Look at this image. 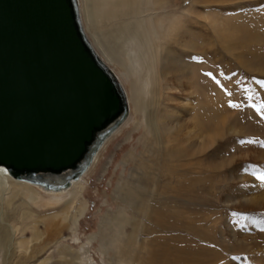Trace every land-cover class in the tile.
<instances>
[{
    "label": "rangeland",
    "instance_id": "1",
    "mask_svg": "<svg viewBox=\"0 0 264 264\" xmlns=\"http://www.w3.org/2000/svg\"><path fill=\"white\" fill-rule=\"evenodd\" d=\"M143 6L153 10L147 15H153L155 20L162 16L166 18L164 23L156 26V41L152 44L158 47V57L136 39L124 40L117 46H121L124 52L121 51L120 56L130 69L135 95L138 100L145 101L146 110L136 112L131 109L125 125H120L116 131L110 129L101 134L98 145L92 149L95 154L100 150L98 163L92 168V159H84L81 163L83 173L89 166L91 168L83 179V199L77 203V206L87 207V211L77 230L64 229L59 237L49 234L50 242L46 250L35 252L44 243L47 233L40 224L43 234L36 239L33 223L40 215L60 211L62 204L53 203L50 207L47 204L51 201L46 193L38 189L39 199L36 202L27 200V196L7 195V199L11 197L13 200L6 222L17 228L14 239L21 242L15 247L5 245L1 240L4 225L0 223V264H191L189 261L194 258H199L203 262L201 264H210L213 258L218 264H264V180L260 179L264 176V85L260 83L264 81V0H144ZM209 17L227 21L218 31L209 25ZM227 22L233 26L229 35L224 33ZM252 34L258 35V41L255 38L248 41ZM88 38L92 42L89 35ZM187 42L190 45L184 46ZM167 49L173 50L175 57L185 59L189 64L186 68L194 71L192 79L195 86L187 84L190 72L184 75L182 70L168 72L165 69L162 55ZM101 59L120 83L116 71L123 75L118 70L119 66ZM155 59L156 62H153ZM146 60L152 63L149 69L145 65ZM174 65L179 66L177 63ZM123 79L128 93L130 83ZM167 85L171 89L166 99ZM190 92H193L192 95ZM151 113L168 120L161 147L171 149L181 145L191 157L194 156L189 158L193 163L191 174L204 176L209 171V180L203 181V186L193 188L203 189L198 197L190 194L177 199L157 197L156 204L172 202V206L163 209L166 208L169 215L183 219L184 224L179 221L175 231L161 230L153 221L138 216L143 223L137 224L135 232L127 218L138 214L119 198V189L124 183L129 182L127 186L141 191L150 187L153 189L154 181L146 183L149 177L146 170L155 167L159 168V174L161 172L162 166L150 160L152 152L159 147L148 132ZM206 113L210 120L203 119ZM109 135L112 136L108 143L102 146ZM209 137L214 141L203 152ZM162 165L169 174V165ZM58 174L40 172L32 179L54 188L65 180V176ZM160 176L159 186L167 187L169 179L162 174ZM175 179L176 176L172 181L175 182ZM66 185L67 182L62 187ZM159 186L155 188L159 190ZM172 192L168 191L167 195ZM25 209H31L33 217H23V212L27 214ZM202 215H209V221L201 219ZM125 216L124 235H121V227L116 224L118 219L122 222ZM69 223L72 224V221L69 220ZM234 231L237 233L236 240L232 236ZM117 232L119 234H115ZM131 232L135 233L136 239L129 248L124 244ZM103 234L113 242L109 244L108 253L101 243ZM92 235L96 237L92 239ZM171 235H182L187 242L175 241ZM164 242L173 244L169 251ZM173 247H186L187 251L177 254ZM203 247L213 251L204 253ZM120 249L127 251L130 259L121 258Z\"/></svg>",
    "mask_w": 264,
    "mask_h": 264
},
{
    "label": "water",
    "instance_id": "2",
    "mask_svg": "<svg viewBox=\"0 0 264 264\" xmlns=\"http://www.w3.org/2000/svg\"><path fill=\"white\" fill-rule=\"evenodd\" d=\"M96 52L78 0H0V166L11 175L74 170L64 187L81 176L98 134L127 109Z\"/></svg>",
    "mask_w": 264,
    "mask_h": 264
},
{
    "label": "bare ground",
    "instance_id": "3",
    "mask_svg": "<svg viewBox=\"0 0 264 264\" xmlns=\"http://www.w3.org/2000/svg\"><path fill=\"white\" fill-rule=\"evenodd\" d=\"M82 2H83V7L81 5V0H78L80 18H81V22L83 25V29H84L86 35L87 36L89 35L90 38L92 39L91 43H92L94 49L97 51L96 53L100 54L101 57L107 63L113 64V65L117 64L119 66L118 70L122 73L123 76H121V74L118 71H116V72H117V76L120 77L119 80H120L121 86H122L124 94H125V100H126V105H127V109L124 111L121 118L115 120L108 128H106L104 131H102L98 134L95 143L91 146L87 156L84 158V159H88V160L92 159L91 163H90V166L92 168V167H95L94 165L99 160V157L101 155V153L98 154V152L100 150L98 152H96V154L93 153V150H92L95 146L98 145V141L101 139V134L104 133L106 130H110V129H111L110 131H114V130L116 131L120 127V125L127 122L129 120V117L131 114V109L133 110V108H134L135 111L138 112L139 109L146 110V106H147L145 104V101L140 100V99L138 100V98L135 95V91H134L135 85L132 84V81L130 79V69L127 67L124 59L121 57L122 55L120 56L121 51L123 52V50L120 49L121 46H120V48H118L117 45L124 40L126 41L127 39H136L141 44H144L147 51L149 49L154 51V53L152 54L153 56L158 57L159 51H156V49L158 47H153L152 44H154V42L156 41V32H157L156 26H160L161 25L160 23H164L166 18L164 16H162L161 18H157L155 20L153 15L148 16L147 15L148 12L150 10L151 11H153V10L150 8H144V6H143L144 0H84ZM107 6H110V7L107 10H105V7H107ZM217 18H218V16H217ZM208 20H209V25L214 30H218V31H220L221 26L223 28L225 21H227L226 19L225 20L224 19H216V18L213 19L211 17H209ZM226 24H228V26L226 28L227 31H225L224 33H227V35H229L228 33L231 31L232 24H230L228 22ZM224 35L226 36V34H224ZM256 37H258V35H254V34L249 35L248 41H250V40L253 41L254 38L256 39V41H258ZM252 41L250 42V44L252 43ZM254 42H255V40H254ZM243 43H245V42H243ZM245 44H243V45H245ZM189 45L190 44L188 42L184 44V46H189ZM154 48H155V50H154ZM262 51H263L262 53H264V48ZM259 53H261V52H259ZM174 55H175V52L171 49H167L166 54L162 55L163 56L162 58H163L164 63H165V65H164L165 69L167 71L171 70V71H177V72L182 70V71H185L184 75L187 74L188 72H190V78H188L189 82L187 84L190 85L191 87L195 86L193 79H192L193 75H194V71L186 68L189 64L188 65L186 64L185 59L182 60L180 57L178 58L177 56L175 57ZM254 55H256V54H254ZM153 62H156V59L153 60ZM176 63H177V65H179L178 67L174 65ZM145 65L149 69L151 67L152 63L148 62L146 60ZM177 75L179 76V74H177ZM123 77L125 78L126 81H129V83H130L131 90L128 93H126L125 87L123 86V83L125 84ZM164 78H166V77H164ZM170 83H171V81H170ZM170 87L171 86H168V85L166 88L164 87L166 89V92H167L166 99H167V97L170 96L169 95V90L171 89ZM174 89H175V87H174ZM182 91H184V90H182ZM187 92H189V91H187ZM192 93L193 92H190V95H192ZM154 95H155V93H154ZM190 95H189V97H190ZM151 96H152V94H151ZM132 117H133V114H132ZM203 119L204 120L205 119L210 120V116L206 113V114H204ZM167 123H168V120L166 119V117L161 116L159 118L157 115H153V114H152V116H150V118L148 117V124H147L148 130H149L148 132L154 137L155 143H157L159 145L158 149H156V150H154V152H152V156L150 155L151 156L150 160L152 161L153 164L158 165V166H160V165L162 166L160 174L157 171V169H159V168L156 169L155 167H152V169L146 170L147 171L146 174L149 176L148 179L146 180V183L151 181V180L154 181L153 189H150L151 188L150 187V188L143 189L141 191L139 189H135L134 187L127 186L129 184V182L124 183L125 185H122L121 188L119 189V192H120L119 198L122 201H124L126 205H128L129 207H132V209L136 210V214H138L137 216H133L130 219L127 218L129 223H131L133 225L132 227L134 228L133 229L134 231H135V229H138L137 226L139 225V223L140 224L143 223L138 216L146 217L148 220L153 221V224L160 226L161 230L175 231V228L177 230L178 229L177 227L179 226V221L183 222V219L180 218V216L177 217L178 218L177 219L176 216H174L172 214L169 215L166 208L163 209V207L168 206V205H169V207L172 206V202L164 201V203L160 202L159 204H156V201L158 199L157 197H167L168 199H170V198L177 199L180 196L182 197V195H186V194L189 195L190 194V195H192V197L196 198V197H198V193L200 191H202L203 189H193V188H197L199 185L203 186L204 185V184L202 185V183H204L203 181L209 180V177H210L209 171H207L208 174L204 175V176H202V175L200 176L199 174L197 175L195 173L191 174L193 172L192 171L193 170L192 169L193 163H192V161H189V158H193L194 156L191 157L190 153L188 152V150L185 147L183 148L181 145H179V147H173L171 149H169L167 146L161 147V145L164 143V136H165L164 130H165V126ZM99 136H100V138H99ZM111 136L109 135L106 138V140L104 141L102 146L106 142L108 143L109 138ZM165 141H167V139H165ZM168 141H167V143L170 144L171 141H169V142ZM213 141H214V139H212L211 137L208 138V141L205 143V147L203 146L204 147L203 152H205L209 147L212 146L211 144ZM102 146L100 147V149L102 148ZM153 148H155V147H153ZM160 162L162 164L165 163L166 165L167 164L169 165V167L171 169L169 174L166 173V169H164L165 166L162 165ZM90 166H89V168H90ZM79 167L81 168L80 164H79ZM91 168H90V170H91ZM153 168H155V169H153ZM88 169H87V171H88ZM209 169L210 168H208V170ZM73 171L74 170H72V169L67 170V171H62V172H59L58 175L65 176V180H64V183H65V182H68V176L69 175L71 176ZM172 171L174 173H172ZM86 172L82 173L78 179L72 180L71 184L67 187H62L64 184V183H62L60 186H55L54 188H51V187L49 188L44 184H40L38 182H32V181L27 180L25 178H21V179L16 178L13 175H11V173L5 167L0 166V223L2 222V224L4 225V229L2 230V233H1L2 242L5 243V245L10 246V247L11 246L15 247L16 244L21 242V241L14 239V233L17 232L16 231L17 228L15 226L8 225L6 222V218L8 217V210L11 207L12 200H13V198L11 199V197H10V199H7L8 198L7 195H13L14 197H23V198H24V196H27V200L36 202L39 199V196H38V193L36 192V189H38L41 192L44 191L43 193H46L47 198L49 199V201H51V203L47 204V205H49L51 207L53 205V203L54 204L55 203H57V204L61 203L63 208L60 211H54V212L52 211V212H48V213H45L43 215H40V217H38L39 219H36V221L33 223V233H34L33 235L36 239L41 238V236L43 234L42 230L39 229L40 224L43 225V227H44L43 229L47 233V238L45 239L44 243L39 245L38 248L35 250V252L37 250L38 251L46 250V248L50 242V240H48L49 234L50 235H56L55 237H59V236H61L62 231L64 229L73 228L74 230H77V225L80 223L81 218L83 217V215L87 211V207L77 206V203L81 199H83V190H84L83 189L84 188L83 179H84V176L87 174ZM161 174L165 178L169 179L170 183L167 184V187H169V188H167L165 186H162V187L159 186L160 184H159L158 179L161 177L160 176ZM52 175H56V174H52ZM175 176L177 179H175V182H173L172 180H173V178H175ZM143 180L145 181V178ZM49 183L52 184L53 182L49 181ZM150 184H151V182H150ZM157 185L159 186L160 193H158L159 190L155 188ZM168 191H170V192L174 191V192H172L171 195H167ZM245 200H248V198L245 197ZM175 202H177V201H175ZM176 206H178V203ZM251 206H253L252 203H251ZM27 210L26 209L24 210L27 212V214H24V212H23V217H27V218H29L30 216L33 217V215H34V214H32L33 211L31 209L28 211ZM15 213H16V211H15ZM175 213H177V212H175ZM115 215H117V214H115ZM200 217L203 220L209 221V219H210L209 215H206V216L202 215ZM123 218H124V220L122 222H120L118 219L117 224L115 223L116 225H118V227H121V232H120L121 235H124L123 227L126 225V222H125L126 216ZM175 218H176V221L174 220ZM198 219H199V217H198ZM69 220L72 221V224L69 223ZM184 221H186V220H184ZM183 224H184V222H183ZM101 225H103V223ZM180 226H181V224H180ZM115 234H119V233L117 232ZM196 234H199V233L196 231ZM121 235H119V236L121 237ZM96 236H97V234H96ZM96 236L92 235L91 237L93 239ZM232 236L236 240V238H237L236 231L233 232ZM126 239H127V241H125L124 245L126 247L131 248L132 242L136 239L135 233L131 232V234L127 235ZM171 239H173L175 241L184 240V242H187L186 237H184L182 235L181 236H175V235L172 236L171 235ZM165 242H164V245H165L166 249L169 251V248L172 247L173 244H170L171 242L170 243H165ZM101 243H102V246L104 248V251L106 253H108V251H110L109 244L111 245V243H113L112 240L109 239L106 235H104V236H101ZM173 249L175 251H177V254L179 252L184 253L187 251L186 247H173ZM202 250H204V253L205 252L210 253L211 250L213 251V249L207 248V247H203ZM119 253H120V257L125 259L126 261H127V259H130L129 255L127 254V251L120 249ZM204 253H201V254H204ZM198 259L194 258V259H191L189 262L191 264L203 263L201 260H198ZM202 259H203V257H202ZM66 260H68V259H66ZM64 264H70V263H64ZM210 264H218V263H217V260L213 258L211 260Z\"/></svg>",
    "mask_w": 264,
    "mask_h": 264
},
{
    "label": "snow or ice",
    "instance_id": "4",
    "mask_svg": "<svg viewBox=\"0 0 264 264\" xmlns=\"http://www.w3.org/2000/svg\"><path fill=\"white\" fill-rule=\"evenodd\" d=\"M260 83H261L262 85H264V81H261ZM233 106H235V105H233ZM260 179L264 180V176L260 177Z\"/></svg>",
    "mask_w": 264,
    "mask_h": 264
}]
</instances>
